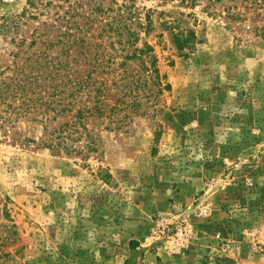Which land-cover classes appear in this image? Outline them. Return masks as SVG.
<instances>
[{
    "label": "rangeland",
    "instance_id": "374dc122",
    "mask_svg": "<svg viewBox=\"0 0 264 264\" xmlns=\"http://www.w3.org/2000/svg\"><path fill=\"white\" fill-rule=\"evenodd\" d=\"M42 2L19 31H0V73L44 48L30 43L63 1ZM136 5L152 20L140 46H154L170 87L149 80L129 94L141 106L119 112L121 123L95 126L94 152L0 132V213L10 216L1 222L18 232L0 264H264V37L254 28L262 21L181 0ZM27 7L0 0V24ZM180 30L198 36L186 53L173 41ZM183 218L192 233L181 246L173 233Z\"/></svg>",
    "mask_w": 264,
    "mask_h": 264
},
{
    "label": "trees",
    "instance_id": "16d2710c",
    "mask_svg": "<svg viewBox=\"0 0 264 264\" xmlns=\"http://www.w3.org/2000/svg\"><path fill=\"white\" fill-rule=\"evenodd\" d=\"M27 1L20 18L3 21L0 31H19L27 10L43 6V0ZM62 1L57 10H47L43 29L30 43L35 46L40 41L44 48L0 73V132L5 137L13 132L15 142H38L43 148L68 154L94 152L101 139L95 126L106 120L121 123L119 112L130 105L134 109L141 106L137 98L127 102L129 94H137L149 80L159 89L170 85L163 86L154 46L148 41L140 46L142 33L150 32L152 20L150 15L143 17L137 0ZM181 1L191 7L203 3L206 9L218 7L232 21H244L251 13V20L262 21L254 28L264 37V0ZM52 3L49 0L46 5ZM172 37L181 53L198 42L191 30L174 32ZM54 47L58 48L50 54L48 50ZM30 127L39 128L40 134L29 136ZM82 139L84 144L77 145ZM3 213L0 249L18 235L15 225L1 222L2 217L10 218L7 211ZM136 243L132 240L130 245Z\"/></svg>",
    "mask_w": 264,
    "mask_h": 264
},
{
    "label": "built area",
    "instance_id": "2783aa9c",
    "mask_svg": "<svg viewBox=\"0 0 264 264\" xmlns=\"http://www.w3.org/2000/svg\"><path fill=\"white\" fill-rule=\"evenodd\" d=\"M183 223V224H182ZM181 224L184 227H181ZM191 225L188 222L187 218H183V220H180L178 222V224H176V232L173 233V235L178 236V243L182 246L185 244V242H188V240L190 239L191 233H192V229L190 227ZM174 228V227H173ZM171 228V229H173ZM171 235L172 233L169 232Z\"/></svg>",
    "mask_w": 264,
    "mask_h": 264
},
{
    "label": "crops",
    "instance_id": "0c3cea01",
    "mask_svg": "<svg viewBox=\"0 0 264 264\" xmlns=\"http://www.w3.org/2000/svg\"><path fill=\"white\" fill-rule=\"evenodd\" d=\"M157 255H160V254H159V253H157V254H156V256H157Z\"/></svg>",
    "mask_w": 264,
    "mask_h": 264
}]
</instances>
